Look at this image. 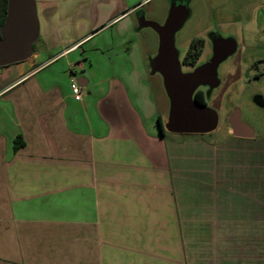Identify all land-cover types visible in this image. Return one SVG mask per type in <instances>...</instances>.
Masks as SVG:
<instances>
[{
	"label": "crops",
	"instance_id": "crops-1",
	"mask_svg": "<svg viewBox=\"0 0 264 264\" xmlns=\"http://www.w3.org/2000/svg\"><path fill=\"white\" fill-rule=\"evenodd\" d=\"M36 3L0 67V264H264V132L163 135L136 5Z\"/></svg>",
	"mask_w": 264,
	"mask_h": 264
},
{
	"label": "rangeland",
	"instance_id": "rangeland-1",
	"mask_svg": "<svg viewBox=\"0 0 264 264\" xmlns=\"http://www.w3.org/2000/svg\"><path fill=\"white\" fill-rule=\"evenodd\" d=\"M128 5H136L132 17L148 63L157 54L159 36L154 28L144 26L143 21L164 24L176 7L185 14L174 35L181 64L193 42L202 51L194 66L182 64L184 72L211 60L215 39L221 37L236 43V50L217 67L219 86L214 89L208 84L199 86L205 91L208 107L219 115L217 130L202 138L212 140L214 135L219 140L227 138L226 127L235 108L240 110L244 122L264 132V104L258 102L264 101V76L262 81L255 76L264 73V0H128ZM150 81L161 113L168 114L170 100L161 73L152 74Z\"/></svg>",
	"mask_w": 264,
	"mask_h": 264
},
{
	"label": "water",
	"instance_id": "water-1",
	"mask_svg": "<svg viewBox=\"0 0 264 264\" xmlns=\"http://www.w3.org/2000/svg\"><path fill=\"white\" fill-rule=\"evenodd\" d=\"M184 12L173 8L164 24L143 21L159 36V47L152 61V74L161 73L165 91L170 100L168 118L164 128L172 133L203 134L219 126L218 113L196 102L194 95L202 84L212 89L220 84L217 67L236 50L231 39L218 38L214 41V55L207 63L184 72L174 46L175 32L184 20ZM40 34L36 0H8L7 15L0 28V67L25 61L34 54V44ZM229 132L235 137L253 138L254 128L241 118L235 108L229 117Z\"/></svg>",
	"mask_w": 264,
	"mask_h": 264
},
{
	"label": "trees",
	"instance_id": "trees-1",
	"mask_svg": "<svg viewBox=\"0 0 264 264\" xmlns=\"http://www.w3.org/2000/svg\"><path fill=\"white\" fill-rule=\"evenodd\" d=\"M7 4H8V0H0V28L5 22V18H6V15H7ZM194 43H196V42H193V45H194ZM200 54L201 53L199 51L195 52V53H192V54L188 53V55L190 56V59L192 58L191 63L194 64L196 62V59L198 58V56ZM194 98H195L196 102L199 103L200 105H206L207 104L206 103L205 92L202 89H199V90L196 91V93L194 95ZM158 122H159V125H160V128H161L162 134L164 135L166 133V130L164 128V122H163L161 116L158 117ZM23 144L24 143L22 141L19 142V140H18L16 147H19V146H21Z\"/></svg>",
	"mask_w": 264,
	"mask_h": 264
},
{
	"label": "flooded vegetation",
	"instance_id": "flooded-vegetation-1",
	"mask_svg": "<svg viewBox=\"0 0 264 264\" xmlns=\"http://www.w3.org/2000/svg\"><path fill=\"white\" fill-rule=\"evenodd\" d=\"M201 50L197 45H195V43H194V45L192 44V46L190 47V49H189V51L185 54V56L183 57V59H182V64L183 65H195V63L193 64V63H191V61H192V58L190 59V56L188 55V53L190 54H192V53H195V52H198L199 50ZM202 51H200V53H201Z\"/></svg>",
	"mask_w": 264,
	"mask_h": 264
},
{
	"label": "built area",
	"instance_id": "built-area-1",
	"mask_svg": "<svg viewBox=\"0 0 264 264\" xmlns=\"http://www.w3.org/2000/svg\"><path fill=\"white\" fill-rule=\"evenodd\" d=\"M72 90L76 98L78 99L82 98L83 91L81 86L77 82L72 83Z\"/></svg>",
	"mask_w": 264,
	"mask_h": 264
}]
</instances>
